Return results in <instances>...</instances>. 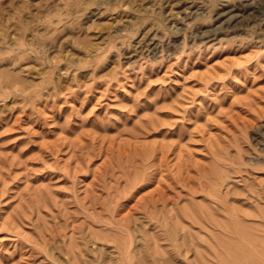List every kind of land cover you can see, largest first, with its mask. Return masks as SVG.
Segmentation results:
<instances>
[{"label":"rangeland","instance_id":"obj_1","mask_svg":"<svg viewBox=\"0 0 264 264\" xmlns=\"http://www.w3.org/2000/svg\"><path fill=\"white\" fill-rule=\"evenodd\" d=\"M0 264H264V0H0Z\"/></svg>","mask_w":264,"mask_h":264}]
</instances>
